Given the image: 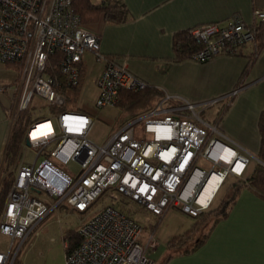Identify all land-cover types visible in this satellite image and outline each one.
<instances>
[{"label":"built area","instance_id":"built-area-1","mask_svg":"<svg viewBox=\"0 0 264 264\" xmlns=\"http://www.w3.org/2000/svg\"><path fill=\"white\" fill-rule=\"evenodd\" d=\"M254 17L264 20V11L255 10ZM191 35L200 46L190 59L197 63L230 55L254 38L251 26L237 14L227 25H202L192 29ZM86 53L104 63L95 80L96 108L117 107L121 90L139 91L147 85L125 65L101 53L100 37L82 24L73 0H0V63L15 67L20 83L11 125L34 96L57 109L26 131L22 148L34 149L35 157L32 163L20 160L5 198L0 234L11 242L8 251H0V264H13L35 225L62 202L89 213L77 229L80 241L65 247V264H153L149 255L156 245L154 235L141 243L142 226L113 204L90 213L96 200L106 194L108 199L132 201L157 217L171 207L196 216L213 198L205 205L198 202L210 176L216 172L221 177L218 189L227 174L241 177L249 163V157L221 140L216 126L200 119L196 104L166 93L151 109L120 126L105 143L96 144L89 137L92 118L69 106L80 84ZM53 56L58 57L53 60ZM47 122L51 133L34 139L32 131ZM139 122L143 123L141 137L136 136ZM215 149L229 152L235 163H242V170L228 171L221 157L213 155ZM200 160L212 168L198 167ZM70 161L78 165L77 174L58 166ZM46 198L56 203L51 206ZM16 240L19 246L13 254Z\"/></svg>","mask_w":264,"mask_h":264},{"label":"crops","instance_id":"crops-1","mask_svg":"<svg viewBox=\"0 0 264 264\" xmlns=\"http://www.w3.org/2000/svg\"><path fill=\"white\" fill-rule=\"evenodd\" d=\"M119 1L127 10L124 22L116 24L100 20L87 27L100 37L101 53L106 58L125 65L132 74L147 84L168 95L196 104L201 111L217 106L215 112L212 110L215 114L212 122L202 121L216 126L222 134L223 142L247 155L254 163L259 161V125L264 124V50L254 58L245 77L242 76L252 55L251 46L243 47L239 55H218L203 63L190 59L175 62L171 59L174 57L172 38L175 33L210 23L227 25L235 14L246 25L251 26L255 20L254 11H264V0ZM1 66L0 64V175L3 153L11 129L15 96L14 94L9 101L5 97L13 80L7 77L6 70L9 66ZM103 67V62H97L90 53L85 54L80 67L84 73L80 93L84 87L89 88L88 85L92 84L93 98L96 99L98 89L95 80ZM224 104L229 105L227 111L217 120ZM222 199L223 197L219 199L216 206ZM49 204L53 206V203ZM59 210L76 213L80 221L74 228L61 230L62 244L40 247L38 264H65V247L73 241L68 236L72 232L76 233L80 223L89 215L73 210L64 202L53 207L48 215ZM45 219L46 217L39 221L32 231ZM166 242H156L155 248L150 252L153 264H264V200L249 190L242 191L226 216L210 229L204 244L193 252L168 250ZM34 246L32 243L28 248L32 250ZM167 259L169 260L165 263ZM21 263L23 264L22 260Z\"/></svg>","mask_w":264,"mask_h":264},{"label":"trees","instance_id":"trees-1","mask_svg":"<svg viewBox=\"0 0 264 264\" xmlns=\"http://www.w3.org/2000/svg\"><path fill=\"white\" fill-rule=\"evenodd\" d=\"M73 7L76 14L80 17L82 24L86 27L95 24L100 20L117 24L122 23L127 19V10L119 0H109L108 2H101L99 0H73ZM251 30L254 35L253 41L238 46L230 54L231 56L239 55L241 54L243 47L246 46H251V49H253L252 55H250L249 63L242 77H245L249 72L257 54L264 50V20H254L251 25ZM199 48L200 46L191 35V30L177 32L172 38V50L174 57L171 61L177 62L184 59H191V56ZM57 57L58 56H53L52 59L56 60ZM80 72L81 83L84 73L82 69ZM79 88L80 84L75 95L78 94ZM164 94L165 93L161 89L149 84L139 91L123 89L120 91L117 107L122 113L128 115L129 118H133L151 109L160 99L164 97ZM230 98L231 102L232 97ZM228 106L229 105L224 104L222 110L218 114L217 120H220V118L225 114ZM56 110L57 109L55 108H50L48 115L55 113ZM32 115L33 112L30 105L26 110L19 113L17 121L11 126L9 132L1 166V174L3 175V178L0 183V216L2 214L5 198L15 178V163L16 160L19 159L26 131L32 123L37 121ZM259 132L260 144L257 153L259 161L254 163L250 173L246 174L244 177L242 176L235 179L228 184L223 199L218 206L213 209L210 207L207 210H202L196 216H192L194 221L191 223V226L182 234L173 236L166 242L165 246L168 250H178L180 253H189L201 247L209 237L210 229H212L219 219L226 216V213L236 202L242 191L249 190L261 200H264V124L262 123L259 125ZM85 213L88 212H84V214ZM210 220H213L210 224L211 228H209V230L203 234L202 237L195 239L202 227H204ZM68 238L70 240L73 238V241H70V244H68V248L74 247L80 241L78 230L76 233L72 232ZM192 241H194V244L191 246L190 243ZM168 260L169 259H167L165 263L168 262ZM13 264H22L18 253Z\"/></svg>","mask_w":264,"mask_h":264},{"label":"rangeland","instance_id":"rangeland-1","mask_svg":"<svg viewBox=\"0 0 264 264\" xmlns=\"http://www.w3.org/2000/svg\"><path fill=\"white\" fill-rule=\"evenodd\" d=\"M0 64L2 65L1 67L9 66L6 70L7 77L9 80H13L8 86V93L5 94L6 99L9 101L14 94L18 93V88L20 84L19 74L17 69L13 66L5 65L3 63ZM16 76L18 78L17 80ZM91 86L92 84L88 85L89 88L84 87L81 93L79 90L78 94L71 99L69 106L71 109H76L78 111L87 113L92 118L93 126L89 133V137L96 144L100 145L105 143L110 138V136L118 128H120V126L130 120V118L128 117V115L122 113L118 107L103 109L96 108L94 106L95 99L93 98L94 90L91 89ZM30 105L32 107L33 112L32 116L35 120H39L43 117L48 116L50 107L46 102H44L40 98L34 96ZM215 109H218L217 106H213L212 108H209L207 110H202L201 112H199L200 119L212 122L213 117L215 116L212 110H214L215 112ZM15 121H17V119ZM142 126V122H139L136 125L137 137H141L142 135H144L142 132ZM53 145L54 144L52 143L49 148H51ZM20 156L19 157L22 159L16 160V168H18L19 164L21 163V161H23V159L28 163H32L35 157V151L34 149L26 146L22 148ZM40 161L41 159H38L36 164H38ZM53 162L56 163L54 160ZM253 165L254 160L249 159V163L246 166L245 172L242 174L243 177L248 171L251 170ZM58 166L62 170L71 174H77L79 172L78 165L73 161H70L66 165L58 164ZM197 166L206 170H210L211 168L210 165L204 160H200L197 163ZM2 178L3 175L1 174L0 183ZM235 179L238 178L236 176H228L224 185L221 187L220 191L216 195L214 202L210 205L211 209L216 207V203L221 197H223L228 184ZM39 196L44 197L45 195L39 194ZM47 200L51 204L56 203L55 199ZM105 204H113L116 208L122 210L126 215L130 216L133 220H135L138 224L142 226L143 234L140 240L141 243H143V241H145L150 234H153L154 240L157 242V244H164V242H166L173 236L182 234L186 229L191 226V223L194 221V218H192L186 213H183L178 207H171L170 210H168L164 214V216L157 217L151 214L149 211H146L143 208L139 207L136 203L132 201H129L122 197H119L118 200L108 199L106 194L100 196L99 199L96 200V202L90 208L89 212H95ZM79 221L80 217L76 213H67L65 211L60 210L54 211L50 215L46 216V219L32 231L27 242L22 247L20 246V248H18L19 242L17 240L14 241L12 247L13 254L18 248V256L20 260H22L23 264H38V254L40 252V247H53L62 244L61 230L65 228H74ZM212 221L213 220H210L204 227H202V229L196 235L195 239L202 237V235L208 231ZM10 242L11 239L9 237L0 234V251H8L10 247ZM32 243H34L35 246L34 249L32 248V250H30L28 246ZM193 244L194 241L190 243L191 246Z\"/></svg>","mask_w":264,"mask_h":264},{"label":"bare ground","instance_id":"bare-ground-1","mask_svg":"<svg viewBox=\"0 0 264 264\" xmlns=\"http://www.w3.org/2000/svg\"><path fill=\"white\" fill-rule=\"evenodd\" d=\"M50 131H51L50 124L48 122L47 123H43V124H40L39 126H37L34 129V131H32L31 136L35 139L36 137H40V136H43V135L50 134L51 133ZM239 154H241V153H239ZM213 155L214 156L219 155L221 157V160H222L223 164H225L226 167L228 168V171H232V172H235V173H239L242 170V167H243L242 163L241 162H236L235 163L234 159H232V156L230 155L229 152H227V151L221 152L219 149H215V150H213ZM241 155L247 156V155H244V154H241ZM206 162L210 165V167L212 166L211 163H209L208 161H206ZM231 168H233V169H231ZM214 170H217V169L214 168ZM230 175L231 176H235L234 174L229 173V174H227L225 176L223 182L226 181V179ZM237 178H240V177H237ZM220 180H221V177L216 172L210 176V178L205 183L204 187L202 188V190H201V192H200V194L198 196V202L200 204L205 205L212 197L214 198V196H215L214 195V192L216 191V189H217V187L219 185ZM221 185L217 189L216 193L221 188ZM213 198H212V200H213ZM212 200H211V202H212ZM211 202H210V204H211ZM210 204H209V206H210Z\"/></svg>","mask_w":264,"mask_h":264},{"label":"water","instance_id":"water-1","mask_svg":"<svg viewBox=\"0 0 264 264\" xmlns=\"http://www.w3.org/2000/svg\"><path fill=\"white\" fill-rule=\"evenodd\" d=\"M26 144L29 145V144H28V141H26Z\"/></svg>","mask_w":264,"mask_h":264}]
</instances>
